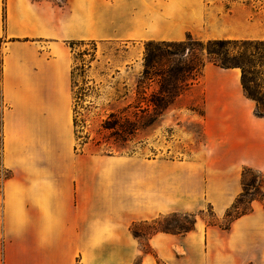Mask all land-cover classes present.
Returning a JSON list of instances; mask_svg holds the SVG:
<instances>
[{
	"label": "crops",
	"instance_id": "0c3cea01",
	"mask_svg": "<svg viewBox=\"0 0 264 264\" xmlns=\"http://www.w3.org/2000/svg\"><path fill=\"white\" fill-rule=\"evenodd\" d=\"M235 3L0 0V264H264L259 201L227 229L197 219L182 236H147L148 254L130 232L206 205L221 218L242 192L240 170L264 173V117L239 69L206 65L188 91L198 90L211 128L203 161L148 164L125 186L121 162L60 160L72 143L69 42L264 40L217 36L221 18L226 31L235 24Z\"/></svg>",
	"mask_w": 264,
	"mask_h": 264
},
{
	"label": "rangeland",
	"instance_id": "374dc122",
	"mask_svg": "<svg viewBox=\"0 0 264 264\" xmlns=\"http://www.w3.org/2000/svg\"><path fill=\"white\" fill-rule=\"evenodd\" d=\"M235 1V24L229 26L226 31L224 29H226L227 20L221 18L217 36L263 38L264 26L260 28L259 24L264 23V0ZM240 3L246 6L245 10L241 9ZM231 5L229 3V7ZM245 16H251L249 23L245 22ZM202 42L206 41L202 40ZM144 44L145 42L136 41H82L73 45L68 44L71 60L70 73L72 69H75L77 75L73 79L74 88L70 78L71 149L67 154L62 155L63 158L60 155V160L70 163L121 162L125 186L132 185L137 174H139V180L145 179L148 164L160 161H186L196 157L203 161L204 130L211 129L209 124L206 125L199 118L202 112L199 104L201 96L198 90H195L185 93L169 109L161 122L136 135L127 149L120 150L118 145L109 139L107 132L103 131L101 126L111 110L119 112L124 106L132 103L137 95L136 81L142 72ZM73 93L77 98L75 101ZM74 119L76 126L73 125ZM243 169L245 167L240 170L241 175ZM207 171L209 172L204 170V172ZM256 172L264 176L263 172ZM252 181L260 182L263 179L257 174L247 173L245 182L248 184ZM250 193H254L253 190ZM248 199L249 196L246 197L243 207L247 206ZM201 211L203 213L200 216H198L200 212L187 214L194 215L196 220L204 218L208 222L212 221V215L218 221H222L224 216L217 218L207 205ZM174 220L177 223L185 222L182 216H177ZM139 223L136 226V230L141 235L140 241L138 240L139 245L145 244L148 233L153 229H161L165 226L161 222L160 225L153 227L149 226V222ZM137 262L138 259L134 261V263Z\"/></svg>",
	"mask_w": 264,
	"mask_h": 264
},
{
	"label": "trees",
	"instance_id": "16d2710c",
	"mask_svg": "<svg viewBox=\"0 0 264 264\" xmlns=\"http://www.w3.org/2000/svg\"><path fill=\"white\" fill-rule=\"evenodd\" d=\"M81 42L71 41L69 45ZM207 64L221 69H239L243 95L254 103V115L264 117V40L202 42L187 35L183 41L178 42H145L142 72L136 81L137 95L132 103L124 106L119 112L111 110L101 126L102 130L107 132L109 139L118 145L120 150L127 149L136 135L164 119L169 109L197 82ZM75 75H77L75 69H72L70 73L72 88L75 87L73 85ZM75 99L77 98L73 93V100ZM73 125L76 126L75 119ZM247 173L257 174L263 181H252L247 184L245 182ZM241 176L242 192L226 210L222 221H218L213 215L212 221L209 222L202 218L207 225L227 229L235 219L251 211L253 201H259L264 205L262 192L264 176L249 168L243 169ZM252 190L254 193H250ZM248 196L247 206L243 207ZM202 213L203 211H200L198 216ZM177 216H182L185 222L177 223L174 220ZM195 221V216L187 213L161 216L150 221L149 226H158L160 222L165 226L153 229L147 236L158 232L182 236L194 229ZM137 224L131 225L130 232L140 241L141 235L136 230ZM140 246L142 253H151L147 242Z\"/></svg>",
	"mask_w": 264,
	"mask_h": 264
}]
</instances>
